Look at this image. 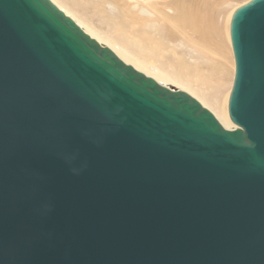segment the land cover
<instances>
[{
  "label": "water",
  "instance_id": "water-1",
  "mask_svg": "<svg viewBox=\"0 0 264 264\" xmlns=\"http://www.w3.org/2000/svg\"><path fill=\"white\" fill-rule=\"evenodd\" d=\"M222 124L51 0H0V264H264V0L232 14Z\"/></svg>",
  "mask_w": 264,
  "mask_h": 264
},
{
  "label": "rangeland",
  "instance_id": "rangeland-1",
  "mask_svg": "<svg viewBox=\"0 0 264 264\" xmlns=\"http://www.w3.org/2000/svg\"><path fill=\"white\" fill-rule=\"evenodd\" d=\"M56 1L61 5L60 7H63L67 12L69 11L74 15L78 21L107 37L116 47L129 52L147 65L148 68H162L166 73H175V77H178L176 70L180 69V73L189 78L186 79L187 86L190 87L196 95L202 98L208 106V108H205L210 111V113L215 112V107L208 99V96L212 97L213 95H217L220 103L224 99L227 122L228 126L230 125L229 130H232L231 127H235L230 122L227 115L228 97L234 76V60L229 37L230 16H232L233 12L238 7L250 0H221L220 3L214 7V11L212 16L210 15V18L209 13L205 12L204 15L202 14V16L205 17L203 19V28L206 33L205 37L203 39L191 37L199 45V49L196 48L198 53L187 55L188 50L185 48L177 49L176 52L181 55V59L178 63L172 54H168L164 59L156 60L150 46H143L146 43L135 39L134 32L132 31H128V34H125V32L122 31V23L124 22L119 18L117 13H111L102 6H98L96 0ZM137 1L144 7V13L145 11L148 12L149 16L152 8H161L164 5L163 2H167L168 0ZM146 2L148 4H146ZM180 6L185 7V2H183V5L180 4ZM165 10L169 15L172 14L171 9L166 8ZM225 29H227V31H225ZM224 32L227 33V35ZM214 117L216 116L214 115Z\"/></svg>",
  "mask_w": 264,
  "mask_h": 264
},
{
  "label": "bare ground",
  "instance_id": "bare-ground-1",
  "mask_svg": "<svg viewBox=\"0 0 264 264\" xmlns=\"http://www.w3.org/2000/svg\"><path fill=\"white\" fill-rule=\"evenodd\" d=\"M53 1L60 10H64L63 12L68 15V17H71L73 21L75 20L78 22L95 41L114 51L132 68L148 75L164 85H170L181 92L190 94L204 107L208 108L202 98L196 95V93L187 86L186 79L188 76L182 75L180 69H175L178 76L175 77V73H166L162 68H148L147 65L135 58L129 52L116 47V45L111 43L107 37L78 21L69 11L67 12L66 9L60 7L61 5L56 0ZM220 1L221 0H168L167 2L165 1L166 3L163 2L164 5L161 3L163 5L161 8L155 9L151 6L152 10L150 11L149 16L148 12L145 11L144 13V7H142L137 0H96V3L98 6H102L111 13H117L119 18L124 22L122 23L124 28H122V31H124L125 34H128V31L134 32L135 39L144 41L146 44L143 46H150L156 60L164 59L168 54H172L178 63L181 59V55L176 52L177 49L185 48L188 50L187 55L198 53L196 48L199 49V45L191 37L197 39H203L205 37L206 33L203 28V19L205 17L202 16V14L204 15L205 12L209 13L210 18V15L212 16L214 11V7H216ZM183 2H185V7L180 6V4L183 5ZM146 4L148 3L146 2ZM166 8L171 9L172 14L169 15L165 10ZM225 31H227V29H225ZM225 34L227 35V33ZM208 99L215 107V112H211L216 116L222 126L229 130L230 125L228 126L227 122L224 99L221 103L217 95H213L212 97L208 96ZM231 128L233 130L235 127Z\"/></svg>",
  "mask_w": 264,
  "mask_h": 264
}]
</instances>
